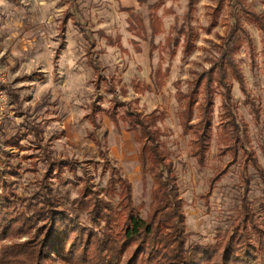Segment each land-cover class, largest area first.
<instances>
[{"label":"rangeland","instance_id":"374dc122","mask_svg":"<svg viewBox=\"0 0 264 264\" xmlns=\"http://www.w3.org/2000/svg\"><path fill=\"white\" fill-rule=\"evenodd\" d=\"M188 2L0 0V169L6 171L19 202L39 188L47 153L85 169L77 168L75 176L64 168L59 179L49 178L57 194L72 199L85 182L100 191L104 188L109 168L104 167L101 153L88 136L93 126L87 115L94 104L102 108L111 104L108 89L114 87L119 99L155 117L161 147L177 174L187 242L208 244L221 239V232L239 215L243 175L239 162L229 165L230 151L219 152L230 142L224 127L222 87L214 84L211 88L212 139L203 165L191 154L192 134L180 125L178 92H188L197 76L220 57L229 30L239 21L251 41L239 29L234 45L227 43L245 87L260 108V124L255 123L230 68L227 80L236 120L246 124L249 145L264 168L262 41L248 14L249 10L264 14V0H195L191 11ZM154 16L158 17L155 29ZM77 21L85 32L79 30ZM181 29L192 32L193 48L187 53ZM88 41L94 42L93 54L102 66L100 77L87 63ZM158 71L160 87L154 82ZM96 114L102 132L107 131L103 142L110 162L130 180L133 202L145 216L153 179L149 172L142 178L137 142L120 117L115 125L105 112L96 109ZM197 115L196 108L195 120ZM225 166L227 172L211 187V177ZM248 173L251 206L264 224V184L253 168ZM26 239V235L12 236L1 240L0 247ZM47 262L64 264L58 259Z\"/></svg>","mask_w":264,"mask_h":264},{"label":"trees","instance_id":"16d2710c","mask_svg":"<svg viewBox=\"0 0 264 264\" xmlns=\"http://www.w3.org/2000/svg\"><path fill=\"white\" fill-rule=\"evenodd\" d=\"M194 1L188 2L190 11L194 8ZM122 10L129 12L132 9L122 7ZM248 14L261 32L264 65V14L252 10ZM131 15L134 16L133 13ZM156 22L158 17L154 16L153 29ZM76 24L80 31L85 32L78 21ZM129 28L133 30V24ZM239 29L243 37L251 41L246 29L236 21L227 34L220 57L197 76L188 92H178L182 101L180 125L184 132L192 134L191 154L199 165H203L212 139L211 88L214 84L222 87V107L227 117L224 127L228 130L230 142L219 152L230 151L229 165L239 162L243 175L239 215L229 228L221 232L219 241L208 244L187 242L177 174L173 162L161 147L155 117L145 116L130 101L119 99L114 87H109L113 96L111 104L107 108L94 104L87 115L93 126L88 136L101 153L104 167L109 168L101 191L85 182L72 199L57 194L47 182L49 178L59 179L64 168L75 176L77 168L85 169L75 161L58 159L47 153L43 158L46 171L40 178L39 188L19 202L6 171L0 169V241L16 235L27 236L20 243L1 245L0 264H48L47 261L53 259L64 264H264V224L251 206V179L248 175V168H253L264 184V168L249 145L246 124L236 120L231 101L232 86L227 80V68H230L255 123L260 124V108L245 87L227 43L234 45L240 35ZM181 32L185 33L183 51L187 53L193 48L192 32L185 29ZM85 38L89 40L88 36ZM88 42L87 63L100 77L102 66L97 55L93 54L94 42ZM159 74L158 71L154 80L157 87L162 84ZM200 86L201 101L198 99ZM146 88L150 89V85ZM196 108L197 120L193 118ZM96 109L105 112L115 125L120 117L125 129L137 142L142 178L149 172L153 179L152 200L145 216L133 202L130 180L110 162L103 142L107 131L101 130ZM227 169L225 166L214 173L210 179L211 187Z\"/></svg>","mask_w":264,"mask_h":264},{"label":"built area","instance_id":"2783aa9c","mask_svg":"<svg viewBox=\"0 0 264 264\" xmlns=\"http://www.w3.org/2000/svg\"><path fill=\"white\" fill-rule=\"evenodd\" d=\"M1 93H2V91H1Z\"/></svg>","mask_w":264,"mask_h":264}]
</instances>
